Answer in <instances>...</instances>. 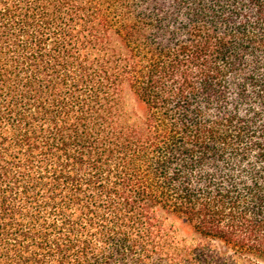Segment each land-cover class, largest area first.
I'll list each match as a JSON object with an SVG mask.
<instances>
[{
  "label": "trees",
  "instance_id": "obj_1",
  "mask_svg": "<svg viewBox=\"0 0 264 264\" xmlns=\"http://www.w3.org/2000/svg\"><path fill=\"white\" fill-rule=\"evenodd\" d=\"M0 264H264V0H0Z\"/></svg>",
  "mask_w": 264,
  "mask_h": 264
}]
</instances>
